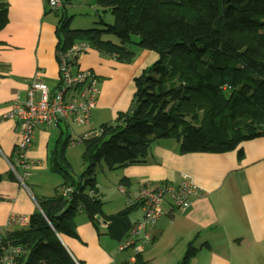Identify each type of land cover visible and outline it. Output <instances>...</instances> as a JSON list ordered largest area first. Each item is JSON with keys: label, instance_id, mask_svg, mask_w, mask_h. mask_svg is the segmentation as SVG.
Masks as SVG:
<instances>
[{"label": "trees", "instance_id": "trees-1", "mask_svg": "<svg viewBox=\"0 0 264 264\" xmlns=\"http://www.w3.org/2000/svg\"><path fill=\"white\" fill-rule=\"evenodd\" d=\"M47 1L46 14L65 6L61 0L54 11ZM97 4L110 10L113 25L71 30L69 21L61 19L55 28V53L66 52L76 42L122 64L131 63L137 51H152L158 58L133 79L129 109L118 113L113 124H102L97 136L82 141L85 170L77 180L64 155L74 140L58 123L48 165L62 185L53 196L36 199L27 227L4 233L20 247L22 264H80L58 238H77L74 218L79 213L95 227L96 216L109 222L110 229H117V241L126 236L132 226L129 216L138 204L110 216L102 213L94 179L100 162L110 170L146 164L152 145L164 139H173L181 154H220L264 137V0H97ZM6 23L7 6L0 0V29ZM105 33L114 34L118 43L101 40ZM59 80L51 92L61 88ZM66 187L73 192L63 196ZM194 251L188 248L180 264H186ZM133 258V264H145L138 253Z\"/></svg>", "mask_w": 264, "mask_h": 264}, {"label": "crops", "instance_id": "crops-1", "mask_svg": "<svg viewBox=\"0 0 264 264\" xmlns=\"http://www.w3.org/2000/svg\"><path fill=\"white\" fill-rule=\"evenodd\" d=\"M3 1L7 6V23L0 29V232L5 233L22 228L9 222L11 214L29 217L37 208L36 199L53 196L62 180L53 179L48 165L49 151L57 141L59 130L42 127L34 132L25 153L28 166L23 169L13 155L20 138L17 125L3 119L16 96L20 102L26 100L28 82L34 76L49 89L58 83L57 18L46 14L45 0ZM62 2L65 8L68 0ZM157 58L152 51H137L131 63L122 64L100 56L93 49L81 54L77 60L79 69L93 72L99 89L90 123L83 126L72 123L88 128L87 131L113 124L117 114L130 106L135 91L133 79ZM66 128L74 137L71 140L81 136L72 134L69 122L59 123L61 131ZM263 158L264 137L242 142L234 151L220 154H181L173 139H164L152 145L148 163L116 169L117 176L110 183L116 188L123 187L126 195L147 185L177 184L185 179L202 191L183 212L163 208L165 214L149 231L152 243L143 244L138 252L141 261L160 264L157 259L162 255L161 246L170 243L168 250L170 254L176 251L177 257L173 258L176 264H180L190 247L195 251L186 264H250L248 257L255 264H264L259 255L264 253ZM95 183L104 215L126 208V195L120 193V198H106L105 204L113 208L104 212L103 194ZM43 190L53 193L45 196ZM137 210L141 211L139 207ZM139 211L134 219L129 217L131 224L142 216ZM95 218L96 227L86 215L79 213L74 218L77 238L58 235L72 260L80 264H133V248L118 252L117 229H110L109 222ZM241 244L246 250L254 251L253 255L233 249ZM252 245L254 249L250 250Z\"/></svg>", "mask_w": 264, "mask_h": 264}, {"label": "built area", "instance_id": "built-area-1", "mask_svg": "<svg viewBox=\"0 0 264 264\" xmlns=\"http://www.w3.org/2000/svg\"><path fill=\"white\" fill-rule=\"evenodd\" d=\"M47 2L54 11L62 5L61 0ZM88 49L84 44H74L64 53L56 52L61 88L51 92L44 82L34 76L28 82L26 100L20 102L16 96L11 109L3 116V119L12 120L17 125L20 138L14 150V157L23 169H27L25 153L37 129L42 127L56 129L60 121L73 122L78 126L90 123L91 111L95 107L98 94V79L93 72L79 69L77 63L78 57ZM98 134V130L90 131L82 138L74 140L72 144H81L86 137ZM118 190L122 195H126L123 187H119ZM72 192L73 188L66 187L62 195L67 196ZM201 192L196 185L185 179L177 184L161 182L147 185L134 194H127L126 206H134L137 203L142 216L118 242V252L132 247L134 254H137L143 244L151 241L149 233L151 227L165 214L161 209L163 203L167 205L169 211L183 212L201 195ZM9 222L25 228L28 226L29 217L11 214ZM20 251L18 245H12V242L5 238V234L0 232V264H22L18 259Z\"/></svg>", "mask_w": 264, "mask_h": 264}, {"label": "rangeland", "instance_id": "rangeland-1", "mask_svg": "<svg viewBox=\"0 0 264 264\" xmlns=\"http://www.w3.org/2000/svg\"><path fill=\"white\" fill-rule=\"evenodd\" d=\"M48 16L50 18H57V21H60L61 19H67L69 21V28L71 30H88V29H96V30H104L106 28V26H111L113 25L114 22V18L113 15L111 14L110 10L106 9V8H102L97 4V0H68L67 5L65 8H61L58 10V12H49ZM132 41L137 42V37L133 36ZM101 40L103 41H109L111 43L117 44L118 43V39L114 34L111 33H105L101 36ZM129 48L133 49L134 46L132 44L128 45ZM147 69V68H146ZM145 69V70H146ZM149 73V69L146 71V74ZM99 82H100V78H99ZM100 84V83H99ZM99 89V86H98ZM130 101V105H131ZM130 107V106H129ZM129 109V108H128ZM126 112V111H125ZM123 112V113H125ZM62 122V121H61ZM60 122V123H61ZM71 130H72V134L73 135H81L83 134L85 131L89 132V131H95V130H88V128H84V127H78L75 124H73L72 122H69ZM74 139V137H71ZM84 144H73L68 146L65 149L64 155L65 158L68 162V164L71 167V172H72V176H74V179H78L79 176L82 175V173L85 170V166H83V162L81 160V155L84 152ZM94 179L95 181L99 184V187L101 188V192L103 194L102 196V209L104 212H108V210H110L109 208H113V206L111 204H105V201H108V199L111 196L113 197H119L120 198V192L118 190V188L120 186H118V188H116L115 186H113L110 182L112 180H114V178L117 176L116 170H110L105 164L104 162H100L96 169H95V173H94ZM53 179H57L59 181L60 178H57L56 175L53 176ZM52 191V189H51ZM51 191H46L43 190V195L48 196L49 194H52L53 192ZM99 196V195H98ZM105 196V199H104ZM122 196V195H121ZM105 205H107V208L104 207ZM118 205H116V203H114V208H117ZM167 205H165L164 203L161 205V209H165ZM163 209V211H164ZM139 210H137L136 212L133 211L130 214V219H134L137 215ZM141 212V211H139ZM142 213V212H141ZM141 218V217H140ZM113 243H117L115 240H112ZM152 243V242H149ZM169 244H163V246H161V257H159L157 259V261H159L160 264H176V260L173 258H176V251H172V253L170 254V251L168 250L169 248ZM118 245V243H117ZM150 245V244H149ZM177 245V244H176ZM251 249H254V246H250ZM116 249V247H115ZM235 251H238L239 253L242 252V254H244L245 252H248V254H252L254 253V251H248L246 250L243 245H239L237 247L233 248ZM261 248H256V250L260 251ZM258 252L255 253L256 256H258ZM262 256V260L264 261V253L262 252V254H259ZM253 258L252 257H248V262L250 264H255L253 263ZM248 264V263H246ZM258 264V263H257Z\"/></svg>", "mask_w": 264, "mask_h": 264}]
</instances>
